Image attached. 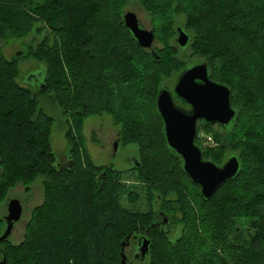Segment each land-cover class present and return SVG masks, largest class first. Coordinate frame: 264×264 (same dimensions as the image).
Wrapping results in <instances>:
<instances>
[{
  "label": "trees",
  "instance_id": "16d2710c",
  "mask_svg": "<svg viewBox=\"0 0 264 264\" xmlns=\"http://www.w3.org/2000/svg\"><path fill=\"white\" fill-rule=\"evenodd\" d=\"M133 1L149 15L163 49L140 47L126 28L124 8ZM180 15L194 35L190 49L208 63L212 80L230 87L239 113L232 130L220 129L219 147L202 146L197 137L204 159L218 166L227 147L239 150L238 176L208 201L169 151L157 109L162 76L188 66L165 58L174 52ZM40 21L51 35L28 52L6 57L0 48V237L1 208L17 185L42 176L46 194L22 242L0 240V259L121 264L122 243L144 235L152 242L147 264H264V0H0V40L29 37ZM24 56L46 66L37 91L17 81ZM49 92L68 125V166H56L54 118L38 110V98ZM102 113L120 127L124 145L140 147L142 193L111 172L95 180L99 169L85 149L83 126ZM199 126L212 128L199 123L198 134ZM158 212L169 216L174 238L160 230Z\"/></svg>",
  "mask_w": 264,
  "mask_h": 264
},
{
  "label": "rangeland",
  "instance_id": "374dc122",
  "mask_svg": "<svg viewBox=\"0 0 264 264\" xmlns=\"http://www.w3.org/2000/svg\"><path fill=\"white\" fill-rule=\"evenodd\" d=\"M127 12L135 13L142 28L152 31L150 17L138 2L133 1L126 8H124V14ZM174 20L175 35L170 41V47L174 49V52H171L170 50V53L165 55V58H171L178 64L184 65V67L191 63L205 61L201 56L194 54L189 45L186 49H182L176 43L177 29L180 26H186L187 16L180 15L175 17ZM45 24L46 23L41 21L37 22L32 34L29 37L27 36L22 39L10 38L8 40H0V48L2 47L5 56L11 57L16 56L19 53H23V51L28 52L31 45L35 46L45 36L51 35L49 33V27ZM186 30L184 31L189 36L191 34L193 38L194 35L192 32L188 30L187 32ZM262 45L263 42L258 43V47ZM153 47L163 49L164 44L155 40ZM26 56L21 58V62L19 64V78L17 81L22 86L31 87L37 91L40 84L44 81L46 66L34 58H27ZM178 76L179 73L175 71L169 76H162L160 86H167L173 90ZM38 103V110H41L46 115L54 118L50 137L51 146L57 159L56 166H64L70 160V146L66 139L68 125L63 116V110L55 101L53 92L41 95L38 98ZM177 103L188 108V106H184L179 100ZM145 122H147V119H145ZM150 130H152V128H150ZM83 134L85 139V149L90 154L93 165L99 169L95 172V180L99 182L101 174L111 172L116 179H119L121 184L124 185L126 189H130V192L139 191L142 193L144 185H142V181L138 178L135 171V169L139 167L138 161L140 159V147L136 144H123L120 139V127L114 124L112 117L106 113H102L86 118L83 126ZM199 134L200 136L197 140L199 141L198 143L202 146H214L215 148L219 147L221 144L217 141V139L225 136V132H222L217 126L209 129L199 126ZM116 143H118L117 150H115ZM232 154L239 155V150H234L231 146L227 147V149H225V162ZM44 180V177L37 176L30 184H19L10 192V198L8 201L18 200L23 205L22 218L18 223H16L12 235L9 238L11 243L20 244L22 242L26 226L32 218L33 211L44 203L46 195ZM129 194L131 195V193ZM129 194H125L123 198L126 200ZM61 196L64 200V193ZM155 202L157 201H154L153 205L154 209L157 211ZM138 206L140 209L145 206L144 197ZM7 215L8 210L6 205L1 208L2 219L5 220ZM158 216H160L159 212ZM165 218H169V216H166ZM55 230L56 229H54V231ZM48 233V229L43 224L41 235L46 236ZM173 236L174 232L170 233V237L174 238ZM126 251L128 252L129 250L127 249Z\"/></svg>",
  "mask_w": 264,
  "mask_h": 264
},
{
  "label": "water",
  "instance_id": "95a60500",
  "mask_svg": "<svg viewBox=\"0 0 264 264\" xmlns=\"http://www.w3.org/2000/svg\"><path fill=\"white\" fill-rule=\"evenodd\" d=\"M124 23L131 31L138 45L144 49H152L155 42V33L142 28L137 16L133 12L124 15ZM190 36L180 26L177 29V45L186 49L190 44ZM152 54L158 58L156 51ZM45 79V78H44ZM44 81L39 88L44 87ZM231 89L211 79L210 67L205 61L189 64L177 77L176 84L171 90L162 86L157 97V109L163 122V135L171 154L182 160L183 172L200 187L204 200L208 201L228 181L235 179L241 169L237 155H231L222 166L205 160L202 149L197 145L198 124L208 127L217 126L229 132L238 119V111L232 106ZM177 99L186 103L185 108L177 103ZM118 143L115 144L117 150ZM8 215L5 218V230L0 237L1 241H8L16 223L21 220L23 206L18 200H9ZM168 219H164V223ZM152 242L142 237L141 255L145 262L150 254ZM129 242L122 243L121 264H127L128 256L125 253ZM0 264H7L6 257L0 259Z\"/></svg>",
  "mask_w": 264,
  "mask_h": 264
},
{
  "label": "flooded vegetation",
  "instance_id": "af4514ba",
  "mask_svg": "<svg viewBox=\"0 0 264 264\" xmlns=\"http://www.w3.org/2000/svg\"><path fill=\"white\" fill-rule=\"evenodd\" d=\"M21 54L22 53H19L17 55L20 56ZM68 165H69V161L64 166H68ZM165 217L166 216H164V214L161 212L160 216H157V224L159 225V228L161 231H165V232L170 233L175 228L170 227L169 218H167L168 222L164 223ZM141 236H144V235H141ZM141 246H142V237H138V235H135V236H132L131 239H129V245L126 247V250L128 249L129 251L127 252L125 250V253L128 256L127 264H147V262H145V260L143 259L142 255H141V251H140Z\"/></svg>",
  "mask_w": 264,
  "mask_h": 264
}]
</instances>
